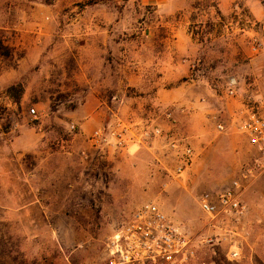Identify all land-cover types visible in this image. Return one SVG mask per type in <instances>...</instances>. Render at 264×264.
<instances>
[{"label":"rangeland","instance_id":"rangeland-1","mask_svg":"<svg viewBox=\"0 0 264 264\" xmlns=\"http://www.w3.org/2000/svg\"><path fill=\"white\" fill-rule=\"evenodd\" d=\"M178 27L195 46L179 58V81L169 83L162 79ZM263 36L264 0H0V264H120L107 244L149 203L196 239L194 257L181 264H264V169L240 182L248 214L238 225L210 222L198 205L256 157L235 114L255 92L264 96V54L252 48ZM230 79L239 84L233 98ZM156 92L186 94L162 104ZM154 106L184 112L163 122L164 137L146 148L87 143L113 115L145 119ZM80 123L91 126L82 147ZM24 134L17 147L44 145L13 153ZM181 137L195 159L172 176L167 141ZM81 151L94 159L85 180L75 171L80 161L70 171L62 162ZM48 155L52 174L43 170ZM231 246L240 249L237 261L227 258Z\"/></svg>","mask_w":264,"mask_h":264},{"label":"built area","instance_id":"built-area-1","mask_svg":"<svg viewBox=\"0 0 264 264\" xmlns=\"http://www.w3.org/2000/svg\"><path fill=\"white\" fill-rule=\"evenodd\" d=\"M252 48L264 54V36L253 39ZM239 84L236 79L227 83L226 94L236 96ZM183 113L182 107L163 108L154 106L152 115L145 119L133 116L113 115L105 124L95 128L87 137V143L101 151L126 152L135 148H146L150 143L164 137L163 122L173 120L175 113ZM30 113L35 115V110ZM212 121L219 132L225 130L220 115H212ZM237 128L253 145L256 157L252 164L242 167L239 179L231 182L222 191L203 193L198 205L210 222L231 221L241 223L248 214V206L242 197L241 181L255 176L264 169V96L255 92L243 101L235 114ZM77 127L71 123L69 132L75 134ZM167 150L172 161V176H181L193 164L195 153L187 137L169 138ZM87 159L85 151L80 152ZM195 238L190 236L183 225L174 223L155 203L138 208L132 216L110 238L107 248L111 263L120 264H181L195 254ZM211 240H203V242ZM240 249L229 248V261L240 259Z\"/></svg>","mask_w":264,"mask_h":264},{"label":"crops","instance_id":"crops-1","mask_svg":"<svg viewBox=\"0 0 264 264\" xmlns=\"http://www.w3.org/2000/svg\"><path fill=\"white\" fill-rule=\"evenodd\" d=\"M194 46H195V40L193 39L192 34L189 33V31L186 27H178L177 29H175L173 31L172 42L170 45L171 52L169 53V60L167 61V64H166V66H167L166 70L167 71H166V74L163 76V79H162L163 81H168L169 83L179 81L180 76H179V74H177L178 70L176 69V66L178 65V62H179V58L181 56H183L186 51H189L192 48H194ZM163 90L164 89H161V91H163ZM168 91H171V90H168ZM184 94H186V93L185 92H156L155 98H153V101L155 103L158 102V103H162V104H169L172 101L182 99ZM90 127H91L90 125H87L85 123H80L78 125V135L76 137L78 139V141H77L78 147L83 146V138L89 134ZM25 135L26 134H24V136L23 135L18 136L15 139V143L12 145L13 146V149H12L13 153H14V151H17V153H19V151H21V150L24 152H31V151L33 152V151H35V149L37 147H41L42 145H44L43 143L39 144L40 142H38V144H37V141L34 139V140L30 141V143L27 142V144L22 146V148L17 147L19 145H16V144L19 143V141L22 142L23 139L25 138ZM50 157H51V155H48L43 160L42 163H43V166L45 164V169H43V170L47 171V172H51L50 174H52L53 170H51V169L54 168L53 163H52V162H54V159H52ZM63 158L64 159L62 162L67 164L69 171H70V169L72 170L73 167L79 166L78 161H80V166L82 167V169L80 168L81 170H79V171L76 169L75 171L84 180H85L84 171H86V168H88L92 163H94V159L91 157L89 159L88 158L83 159L80 157H79V159H75L74 156L70 157V155H68L66 157L64 156ZM50 161H51V163H50ZM8 163H12V159ZM73 172H74V170H73ZM4 173H6V175H8L7 172H4ZM77 173H75V174H77Z\"/></svg>","mask_w":264,"mask_h":264},{"label":"trees","instance_id":"trees-1","mask_svg":"<svg viewBox=\"0 0 264 264\" xmlns=\"http://www.w3.org/2000/svg\"><path fill=\"white\" fill-rule=\"evenodd\" d=\"M13 88H10V90H12ZM17 98H19V94L17 95Z\"/></svg>","mask_w":264,"mask_h":264}]
</instances>
